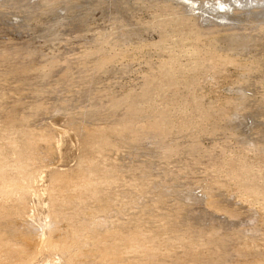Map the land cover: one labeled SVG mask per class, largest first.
I'll list each match as a JSON object with an SVG mask.
<instances>
[{
	"label": "rangeland",
	"instance_id": "1",
	"mask_svg": "<svg viewBox=\"0 0 264 264\" xmlns=\"http://www.w3.org/2000/svg\"><path fill=\"white\" fill-rule=\"evenodd\" d=\"M21 174L0 264H264V0H0V189Z\"/></svg>",
	"mask_w": 264,
	"mask_h": 264
},
{
	"label": "bare ground",
	"instance_id": "2",
	"mask_svg": "<svg viewBox=\"0 0 264 264\" xmlns=\"http://www.w3.org/2000/svg\"><path fill=\"white\" fill-rule=\"evenodd\" d=\"M18 176H20L19 177V179H17V180H12V181H10V180H5V179H3L2 181V188L0 189L1 190V195L4 197V198H6V199H14V198H17V200H19V203H20V206H22L23 204H24V199H26V196L28 195V193H29V191H31V187H30V185H28V181H27V179L23 176V174H21V175H18ZM56 182V186L55 187H53V188H51V191L52 192H58V193H60V194H67V193H69L70 194V197L73 199V201H82V195H83V193H85V192H88V191H90L89 189H91V186H90V179L89 178H76V179H68V178H66V177H60L59 178V180H56L55 181ZM33 187V186H32ZM95 188V187H94ZM97 198V197H96ZM56 203H58L57 201H55ZM83 202V201H82ZM84 203V202H83ZM52 206H53V208H52V210H51V217L53 218V221L54 222H59V221H63V218L61 217V214H60V209H55V205H53L52 204ZM58 207V206H57ZM65 220V219H64ZM108 221H110V220H108ZM106 220H105V225H106ZM107 224H108V222H107ZM111 222H110V226H111ZM83 227H85V226H83ZM87 227L89 228L90 226L89 225H87ZM85 229V228H84ZM90 229H91V227H90ZM79 230L80 231H78V230H74V231H72V233L70 232L69 234H68V236L66 237V240H68V242H66V243H64V244H59V243H57L56 241H54L52 238H50V239H48V240H43V241H41V243H40V246H39V249H40V251H43V252H49V253H53V252H55L56 253V251H60V252H63L65 249H66V251H64V252H67V249L70 247V249H72V247L71 246H69V245H74L73 244V240H74V238L76 237H78L76 240H78L79 241V239H81L82 240V238H83V240L82 241H84L85 242V247H86V244H89V241L91 242V241H93V240H90L89 239V237H87V236H85L83 233H85V232H83L82 231V228H79ZM87 230H89V229H87ZM86 230V232L88 233V231ZM92 230V229H91ZM85 231V230H84ZM89 232H91V231H89ZM93 232H95V231H93ZM92 233V232H91ZM97 232H95L94 234H96ZM109 233V232H108ZM90 235V234H89ZM81 236H83L82 238H81ZM92 237V236H91ZM99 237V236H98ZM96 238H97V236H96ZM98 239V238H97ZM96 239V240H97ZM65 240V241H66ZM72 240V241H71ZM75 240V243L77 242ZM69 241H71L70 243H69ZM95 241V240H94ZM101 241V240H100ZM63 242V241H62ZM80 242V241H79ZM78 242V243H79ZM97 243H98V241H97ZM82 244V243H81ZM93 244H95V243H93L92 242V245ZM78 245H80V244H78ZM90 245V244H89ZM88 245V246H89ZM101 245V244H100ZM136 245H137V247H139V243H135V245H132V248L130 249V252L129 253H132V255L133 254H136L137 252H138V249H137V247H136ZM81 246V245H80ZM83 246V245H82ZM91 246V245H90ZM84 247V246H83ZM96 247V246H95ZM94 248V247H93ZM69 250V249H68ZM70 251V250H69ZM100 251V250H99ZM118 251H119V249H116V248H111V250H107L106 251V253H105V255H103L104 256V259H103V261H101V262H113V263H117L118 262V258H117V256H118ZM60 252H58V253H60ZM105 252V251H104ZM118 254H117V253ZM51 253V254H52ZM69 253V252H68ZM99 253V252H98ZM67 254V253H66ZM127 254V253H126ZM65 255V254H64ZM113 261H112V260ZM75 261V260H74ZM73 264V263H72ZM102 264V263H101ZM106 264V263H105Z\"/></svg>",
	"mask_w": 264,
	"mask_h": 264
}]
</instances>
